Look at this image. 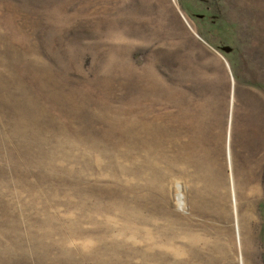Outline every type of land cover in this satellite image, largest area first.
Returning a JSON list of instances; mask_svg holds the SVG:
<instances>
[{
	"label": "rangeland",
	"instance_id": "374dc122",
	"mask_svg": "<svg viewBox=\"0 0 264 264\" xmlns=\"http://www.w3.org/2000/svg\"><path fill=\"white\" fill-rule=\"evenodd\" d=\"M145 121L166 207L139 176ZM138 208L154 222L132 232ZM196 263L264 264V0H0V264Z\"/></svg>",
	"mask_w": 264,
	"mask_h": 264
},
{
	"label": "bare ground",
	"instance_id": "6f19581e",
	"mask_svg": "<svg viewBox=\"0 0 264 264\" xmlns=\"http://www.w3.org/2000/svg\"><path fill=\"white\" fill-rule=\"evenodd\" d=\"M140 130L142 131L145 140L143 142V154H142V160H141V172H140V177L142 175V173H144L146 175V177H142L141 179L147 183V185L152 186V189L148 188L147 189V193H148V199L152 200V203L154 206H160V207H166V202L168 198V193L165 189L164 186V182L166 180H168V177H170V173L169 170L164 174H161L160 172V154H159V149H158V144H157V140L154 138V136H157V132H156V128L155 125H151L150 123H148L147 121L141 123L139 125ZM163 166V165H162ZM167 167V166H166ZM165 167V168H166ZM248 167V166H247ZM246 167V168H247ZM251 167V166H250ZM249 167V168H250ZM125 168V167H124ZM123 168V170L121 169L122 172H125V174H127V172L125 171V169ZM245 168V170H246ZM257 168V167H255ZM175 170V169H174ZM212 170V167H210V170ZM249 170V169H247ZM247 170H246V174H247ZM197 171V170H196ZM214 171V170H213ZM256 172V171H255ZM245 173V172H244ZM257 174V173H256ZM197 178L199 179V186L194 190V199L195 200H199V199H203L204 195H207V198L205 199L206 201H208L210 203V207L208 210L214 209V210H218L217 212L219 213L218 216L222 217L224 215V212L226 213V211H222V205H221V200L222 198H220L219 192H217L218 190V185L215 182V178L217 176L215 175H211V174H198L197 173ZM244 177V175H243ZM254 176H252L253 178ZM174 178V177H173ZM220 178V177H219ZM237 178V177H236ZM250 178V179H252ZM191 179V178H190ZM189 179V180H190ZM221 179V178H220ZM246 179V178H245ZM249 179V178H248ZM218 180V179H216ZM222 180V179H221ZM256 180V179H255ZM223 181V180H222ZM239 181V180H238ZM241 181V180H240ZM249 182V180H247ZM252 181V180H250ZM219 182V180H218ZM225 182V181H224ZM256 183V182H255ZM254 183V184H255ZM195 184V183H194ZM223 184H227V183H223ZM250 186L247 189V185L243 184V197L245 198L244 204H243V208H238V201L237 198L234 197L235 195V187H234V194L233 192L232 194V199L234 202V215L233 219L235 220L234 222L236 223V228L238 230V235H239V239H242V244H243V252H244V256L245 258H250L249 256H251L253 253L252 251V244L250 242V240L253 238V236H251L252 233V229H253V223H254V205H253V199L255 198V194L257 193V189L259 188H255L253 185H251V183H249ZM190 185V184H189ZM257 186V185H256ZM201 188V189H200ZM200 189V190H199ZM137 190V189H136ZM257 190V191H256ZM169 191V190H168ZM190 191V190H189ZM210 191L212 193V195L210 196ZM205 192H207V194H204ZM189 193V192H188ZM260 193V192H259ZM192 194V195H193ZM191 195V196H192ZM223 195V194H222ZM183 197L181 191L177 193V200H178V206L179 207H183L184 201H183ZM257 197V196H256ZM242 199V197H241ZM193 200V199H192ZM255 200V199H254ZM191 201V200H190ZM194 201V200H193ZM189 202V201H188ZM205 202V201H203ZM226 202V201H225ZM229 202V201H228ZM227 202V203H228ZM232 202V203H233ZM170 203V202H169ZM193 203V202H192ZM191 203V204H192ZM202 203V202H201ZM199 202V204H201ZM195 204V203H194ZM205 204V203H204ZM203 204V205H204ZM202 205V204H201ZM200 205V206H201ZM199 206V207H200ZM208 206V205H207ZM196 208V207H195ZM201 208V207H200ZM204 208V207H203ZM168 209V208H167ZM202 209V208H201ZM207 209V208H206ZM203 210V209H202ZM228 210V209H227ZM215 211V212H216ZM199 212V211H197ZM126 220L128 221V224L125 225V229H129V231H133V229L136 228L137 224L139 223L141 225L142 221L145 224H150L151 222H154L153 219L154 218H147L143 215V213L138 209H134L132 211H126ZM202 213V212H201ZM211 213V212H210ZM232 214V212H230ZM204 214V213H203ZM200 215V214H199ZM226 218H230L229 214H226ZM224 219V217H223ZM232 219V218H231ZM229 220V219H228ZM231 221V220H230ZM143 223V224H144ZM139 226V225H138ZM147 226V225H146ZM141 227V226H139ZM194 230V229H193ZM229 230V229H228ZM191 232V230H189ZM139 232V231H138ZM201 235V234H200ZM202 236V235H201ZM205 237V236H204ZM254 239V238H253ZM252 239V240H253ZM188 240L190 241L191 244L193 245H199L202 244L204 247L206 246V241L203 239H201L197 233L194 234L191 233ZM188 242V241H186ZM209 244V243H208ZM234 244V243H233ZM239 244V242H238ZM254 244V243H253ZM210 245V244H209ZM209 247V246H208ZM216 247V245H215ZM231 247V246H230ZM217 248V247H216ZM205 249V248H204ZM254 249V248H253ZM196 250V249H194ZM193 250V251H194ZM255 250V249H254ZM192 251V252H193ZM207 251V249H206ZM198 255V254H197ZM194 256V255H193ZM196 256V254H195ZM200 256V255H199ZM198 257H195L196 259H199ZM243 258V257H242ZM254 258H252L253 260ZM244 258L242 259V263H243ZM247 260V259H246ZM251 260V261H252ZM248 262V261H247ZM255 262V261H254ZM244 263L245 260H244ZM197 264V263H196ZM199 264H203V263H199Z\"/></svg>",
	"mask_w": 264,
	"mask_h": 264
}]
</instances>
